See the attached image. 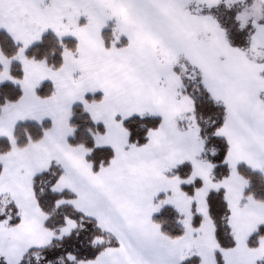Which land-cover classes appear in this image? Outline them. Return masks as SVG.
Segmentation results:
<instances>
[{"label":"snow or ice","instance_id":"6c2138e0","mask_svg":"<svg viewBox=\"0 0 264 264\" xmlns=\"http://www.w3.org/2000/svg\"><path fill=\"white\" fill-rule=\"evenodd\" d=\"M0 264H264V0H0Z\"/></svg>","mask_w":264,"mask_h":264}]
</instances>
